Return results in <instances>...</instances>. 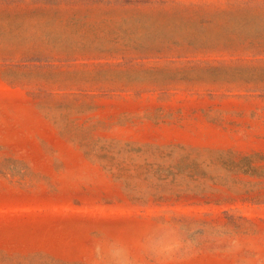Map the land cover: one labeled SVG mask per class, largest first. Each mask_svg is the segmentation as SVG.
Listing matches in <instances>:
<instances>
[{"label": "rangeland", "instance_id": "374dc122", "mask_svg": "<svg viewBox=\"0 0 264 264\" xmlns=\"http://www.w3.org/2000/svg\"><path fill=\"white\" fill-rule=\"evenodd\" d=\"M0 264H264V0H0Z\"/></svg>", "mask_w": 264, "mask_h": 264}]
</instances>
